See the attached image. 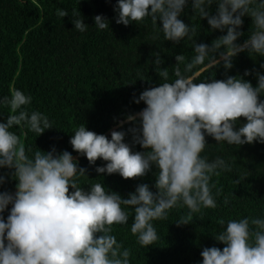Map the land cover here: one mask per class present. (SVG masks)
<instances>
[{
  "label": "clouds",
  "instance_id": "1",
  "mask_svg": "<svg viewBox=\"0 0 264 264\" xmlns=\"http://www.w3.org/2000/svg\"><path fill=\"white\" fill-rule=\"evenodd\" d=\"M189 2L194 17L206 19L212 31L226 34L210 46L197 44V26L180 19ZM213 4L215 14L210 12ZM114 11L115 22L125 26L150 18L164 40L190 41L194 55H176L170 74L169 68H161L160 54L154 53L162 83L134 99L146 107L126 117L135 125L127 130L132 133L131 145L125 142L123 130L112 131L109 139L83 123L70 144L91 165L98 158L106 162L95 168L98 174L138 178L155 166L156 191L142 183L123 198L106 189L103 181L82 183L81 178H88L87 169L70 152L26 146L14 128L38 137L54 126L47 114L29 108L30 94L12 88L10 96L0 97V107L10 109L6 121L0 122V168L14 169L17 184L14 194L0 192V264H132V251L118 241L114 225H128L132 218L130 232L137 244L147 248L161 238L155 222L168 220L173 209L188 210L176 220L179 226L203 209L218 207L222 189L213 177L231 172L232 166L223 157L209 160L202 155L209 145L206 136L228 145L264 144V100L260 99L264 74L257 73L256 87L241 76L210 81L203 76L221 64L232 69L233 59L245 51L264 57V0H117ZM56 15L64 18L69 12L58 9ZM71 15L74 29L86 32L89 26L80 12L73 9ZM245 16L251 17L252 28L241 44L237 41L244 35L240 29ZM94 22L98 30L109 29L103 15H96ZM241 117L246 123L237 128ZM136 144L146 151H133ZM4 183L0 175V185ZM82 184L90 188L85 190ZM223 204H230L229 196H224ZM220 225L222 230L213 235L225 246L204 248L202 264H264V215L221 220Z\"/></svg>",
  "mask_w": 264,
  "mask_h": 264
},
{
  "label": "trees",
  "instance_id": "2",
  "mask_svg": "<svg viewBox=\"0 0 264 264\" xmlns=\"http://www.w3.org/2000/svg\"><path fill=\"white\" fill-rule=\"evenodd\" d=\"M116 4L117 0H0V97L10 96L12 88L20 89L33 97L31 110L49 116L54 127L38 137L32 132L25 135L26 130L18 127L13 129L26 146H32L34 150L36 146L45 152L53 147L57 152H70L79 166L87 169L88 178H81L82 183L103 181L106 189L128 198V194L134 193L142 183L155 192L158 169L153 166L147 175L128 179L119 174H98L95 168L106 162L98 158L95 165H91L86 156L75 152L70 144L73 132L82 123L88 130L109 139L112 131L127 132L135 126L126 121L127 115L146 107L143 102L136 104L134 99H138L144 90L162 83L155 71L154 53L160 54L164 61L161 68H169L170 74L176 64V55L184 54L190 58L194 53L190 41L175 44L164 40L163 33H157L150 18L138 24H117ZM216 8L215 4L211 6V14H215ZM58 9L67 10L69 15L58 17ZM73 9L80 12L89 26L86 32L74 29ZM96 15L108 19V30L95 28ZM193 15L189 2L180 19L197 26V44L210 46L226 34V31H212L206 19L199 20ZM242 19L244 23L240 30L244 35L237 41L241 44L248 39L252 28L251 17ZM262 64L264 57L251 56L245 51L233 59L232 69L225 70L221 64L203 76L209 81L241 76L256 87L257 73L264 74ZM246 71L250 75L244 76ZM260 99L264 100V96ZM9 114V108L0 107V122L6 121ZM244 123L246 120L241 117L236 127ZM206 140L209 145L202 155L209 160L223 157L232 166L231 172L213 177V182L222 189L217 198L218 207L203 209L202 213L194 214L191 222L179 226L176 220L188 210L173 209L168 220L155 222L161 238L147 248L137 244L131 234L132 218L128 225H114L118 241H123L132 251V264H202L204 248L223 250L225 246L213 235L222 230L221 220L264 215V144L228 145L217 143L210 136H206ZM125 142L131 145L132 133L127 132ZM133 151L146 150L136 144ZM13 173L14 169L0 168V175L5 177L0 192L15 193L17 181ZM239 177L245 178L236 184L234 181ZM88 184L81 187L88 190ZM70 191L73 190L70 188ZM224 196L230 198L228 206L223 204ZM10 208L11 205L4 213L5 220Z\"/></svg>",
  "mask_w": 264,
  "mask_h": 264
}]
</instances>
